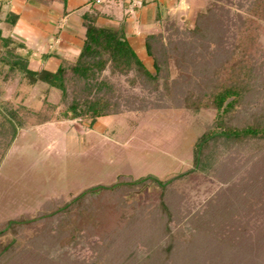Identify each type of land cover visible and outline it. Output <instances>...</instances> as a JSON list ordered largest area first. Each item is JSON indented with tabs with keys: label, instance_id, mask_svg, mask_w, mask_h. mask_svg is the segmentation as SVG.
Wrapping results in <instances>:
<instances>
[{
	"label": "trees",
	"instance_id": "16d2710c",
	"mask_svg": "<svg viewBox=\"0 0 264 264\" xmlns=\"http://www.w3.org/2000/svg\"><path fill=\"white\" fill-rule=\"evenodd\" d=\"M245 9L248 15L233 20L224 5L212 1L197 13L193 27L180 30L171 21L174 33L166 38L148 34L145 49L154 71L130 44L124 21L118 27L97 25V7L84 14L85 39L77 59L55 71L31 69L28 55L20 51L24 45L0 30L5 48L0 63L9 66V75L21 72L29 84L42 81L61 92L58 102L45 100L39 124L52 120L60 106L64 114L90 119V125L138 109L140 98L125 95L103 74L106 70L151 93L162 84L167 105L217 111L194 145L192 168L167 179L120 176L0 222V264H264V51L257 45L264 0H248ZM231 24L237 30L230 33ZM172 65L180 70L173 78ZM10 113L0 109V163L15 140L17 113ZM251 142H259L261 150L250 180L224 187L203 207L190 204L174 185L221 145L229 152L211 170L228 183L230 158ZM152 185L160 189L157 202L138 203L135 196Z\"/></svg>",
	"mask_w": 264,
	"mask_h": 264
},
{
	"label": "rangeland",
	"instance_id": "374dc122",
	"mask_svg": "<svg viewBox=\"0 0 264 264\" xmlns=\"http://www.w3.org/2000/svg\"><path fill=\"white\" fill-rule=\"evenodd\" d=\"M188 1L190 8L184 4V8L158 24L156 33L165 38L170 31L174 33L171 21L180 30L193 27L197 13L205 11L212 1L224 5L226 16L233 20L240 14L248 15L245 9L248 0ZM259 22L257 45L264 51V20ZM230 26L231 33L236 26ZM251 50L255 52V48ZM4 52L5 48L0 46V54ZM69 62L65 63H74ZM145 63L154 71L151 60ZM8 67L0 63V109L6 115L16 112L18 119L12 118L15 140L0 163V222L23 213L34 214L49 199H68L84 188L110 184L120 176L139 178L152 174L167 179L192 168L194 145L210 128L217 113L213 108L195 111L167 105L162 84L151 93L142 90L139 84L131 86L125 76L111 75L106 70L103 74L119 84L125 95L140 98L135 102L140 106L138 109L100 117L90 125V119L74 117L71 112L64 114L60 106L52 114V120L39 124L46 110L45 100L58 102L60 90L42 81L31 85L21 72L9 75ZM179 71L172 65L170 77H176ZM17 120L22 122L19 124ZM260 150L259 142L241 146L236 152L232 149L230 160L234 165L230 166L232 173H228L231 176L227 183L222 180L223 174L216 176L211 168L226 158L229 148L215 146L201 168L174 185L189 196L190 204L203 207L224 187L248 180L260 159ZM2 153L0 147V156ZM159 193L160 189L152 185L135 197L140 204L155 203ZM249 222L254 223V219Z\"/></svg>",
	"mask_w": 264,
	"mask_h": 264
},
{
	"label": "crops",
	"instance_id": "0c3cea01",
	"mask_svg": "<svg viewBox=\"0 0 264 264\" xmlns=\"http://www.w3.org/2000/svg\"><path fill=\"white\" fill-rule=\"evenodd\" d=\"M184 4L190 8L188 0H0V30L24 45L20 51L31 69L58 68L77 59L85 39L84 14L97 7V25L118 27L124 21L130 44L152 64L146 36Z\"/></svg>",
	"mask_w": 264,
	"mask_h": 264
},
{
	"label": "water",
	"instance_id": "95a60500",
	"mask_svg": "<svg viewBox=\"0 0 264 264\" xmlns=\"http://www.w3.org/2000/svg\"><path fill=\"white\" fill-rule=\"evenodd\" d=\"M229 100H230V99H228V100L226 101V103H225V104H227V103L229 102Z\"/></svg>",
	"mask_w": 264,
	"mask_h": 264
}]
</instances>
